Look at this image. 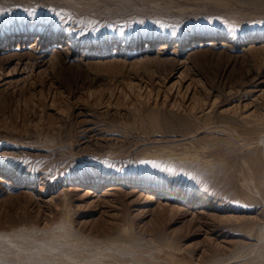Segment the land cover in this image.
<instances>
[{
  "label": "rangeland",
  "instance_id": "374dc122",
  "mask_svg": "<svg viewBox=\"0 0 264 264\" xmlns=\"http://www.w3.org/2000/svg\"><path fill=\"white\" fill-rule=\"evenodd\" d=\"M0 264H264V0H0Z\"/></svg>",
  "mask_w": 264,
  "mask_h": 264
},
{
  "label": "bare ground",
  "instance_id": "6f19581e",
  "mask_svg": "<svg viewBox=\"0 0 264 264\" xmlns=\"http://www.w3.org/2000/svg\"><path fill=\"white\" fill-rule=\"evenodd\" d=\"M56 36H53V38H55Z\"/></svg>",
  "mask_w": 264,
  "mask_h": 264
},
{
  "label": "snow or ice",
  "instance_id": "6c2138e0",
  "mask_svg": "<svg viewBox=\"0 0 264 264\" xmlns=\"http://www.w3.org/2000/svg\"><path fill=\"white\" fill-rule=\"evenodd\" d=\"M145 163H147V162H145Z\"/></svg>",
  "mask_w": 264,
  "mask_h": 264
}]
</instances>
